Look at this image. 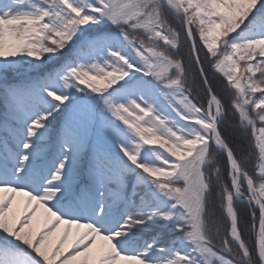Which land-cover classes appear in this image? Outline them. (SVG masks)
Instances as JSON below:
<instances>
[{"label":"snow or ice","instance_id":"snow-or-ice-1","mask_svg":"<svg viewBox=\"0 0 264 264\" xmlns=\"http://www.w3.org/2000/svg\"><path fill=\"white\" fill-rule=\"evenodd\" d=\"M0 108V264H264V0H0Z\"/></svg>","mask_w":264,"mask_h":264},{"label":"trees","instance_id":"trees-1","mask_svg":"<svg viewBox=\"0 0 264 264\" xmlns=\"http://www.w3.org/2000/svg\"><path fill=\"white\" fill-rule=\"evenodd\" d=\"M0 111H2V108H0Z\"/></svg>","mask_w":264,"mask_h":264},{"label":"rangeland","instance_id":"rangeland-1","mask_svg":"<svg viewBox=\"0 0 264 264\" xmlns=\"http://www.w3.org/2000/svg\"><path fill=\"white\" fill-rule=\"evenodd\" d=\"M73 231H75V230H73Z\"/></svg>","mask_w":264,"mask_h":264}]
</instances>
